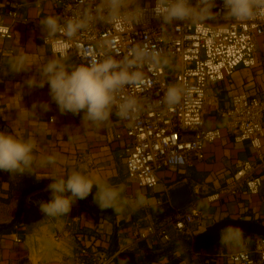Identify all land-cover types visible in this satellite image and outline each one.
<instances>
[{
	"label": "crops",
	"instance_id": "obj_1",
	"mask_svg": "<svg viewBox=\"0 0 264 264\" xmlns=\"http://www.w3.org/2000/svg\"><path fill=\"white\" fill-rule=\"evenodd\" d=\"M152 1L143 0V4L146 6ZM36 2H42L40 8L34 7ZM7 8L8 3L0 0V22L4 24L9 23L5 17ZM48 15H57L53 3L23 0L12 38H0V130L20 138L35 139L37 157L55 156L57 163L37 168L33 175H12L0 170V225L10 223L15 217L17 190L24 183H29L31 179L37 183L51 182L43 177H66L73 170L99 176L113 185H123V196L129 200H133L137 192H144L148 202L145 207L118 215L111 209L102 211L94 203L93 189L86 199L77 200L75 214L79 220L67 226L65 216L45 217L40 211V202L51 199L50 191L47 188L32 191L25 197L21 215L13 228L0 233V264H73L81 248L111 254L119 245L134 241L138 232L146 226H157L166 221L176 210L172 206L171 193L182 187H187L190 196L195 197L192 203L202 207L204 218L201 225H190L189 235L171 231L172 241L167 244H162L158 238L139 240L135 248L128 252L134 256L133 264H231L218 254L235 250L223 249L218 242L207 249L197 248L193 242L215 223L225 219L264 225V205L259 197L236 195L223 197L212 204L206 202V194L218 190L237 159H254L252 149L247 144L234 143L222 128L223 137L208 147L206 161L192 167L161 170L158 184L151 189L139 188L129 182L121 151L124 142L116 140L119 132L117 118L113 116L105 127L84 126L81 119L83 113H60L49 95L47 84L30 90L24 83L29 77L37 75L36 66L53 57L50 49L42 43L44 34L39 24ZM21 53L28 56L32 68L27 72L13 73L9 60ZM69 57L70 65L80 63L74 55ZM245 80V72L236 71L212 86L219 95L221 107H227L230 96L235 93L254 91L243 84ZM42 103L49 104L50 110L43 111L39 107ZM34 104L37 105L35 116L29 111ZM216 124L214 119L207 121L208 127ZM262 143L264 151V139ZM166 188L169 190L165 191ZM196 188L202 189L198 196L193 193ZM188 206L180 211L187 210ZM246 214L251 215L247 217ZM58 234L66 237L56 241ZM243 235L244 241L252 237ZM17 236L22 239L21 243L14 242ZM201 250L206 254L201 255Z\"/></svg>",
	"mask_w": 264,
	"mask_h": 264
},
{
	"label": "built area",
	"instance_id": "obj_2",
	"mask_svg": "<svg viewBox=\"0 0 264 264\" xmlns=\"http://www.w3.org/2000/svg\"><path fill=\"white\" fill-rule=\"evenodd\" d=\"M5 1L8 3L5 17L9 23L0 22V38L10 40L23 0ZM42 1L53 3L57 15L65 19L72 11V0ZM99 2L91 0L93 5ZM41 3L36 2L34 7L40 8ZM154 4L155 0L145 7ZM222 9L223 0H216L213 11L222 13ZM205 23L162 27L160 21L151 19L119 33L109 29L110 25L100 23L79 34L69 56L74 55L80 63L102 58L104 53L125 59L133 49L146 46L160 53L161 60L166 61L140 69L139 82L127 91L144 101L143 109L136 119H118L116 140L124 142L121 151L126 177L137 187L154 188L159 182L158 173L165 168H187L206 161L208 147L222 139L221 129L224 128L234 143H244L252 149L254 159H237L218 190L206 194L207 204L223 197L246 195L259 197L264 205V94L235 93L230 96L228 106L221 107L219 95L212 87L240 69L257 66V45L259 38L264 39V18L233 22L223 19L221 14ZM41 40L44 44V35ZM173 85L182 89L181 100L175 105H164L161 102L164 92ZM214 116L222 122L208 127L207 121ZM201 191L196 188L193 193L198 196ZM77 207L78 201L65 215L67 226L79 220L75 214ZM203 218L202 207L192 203L185 211L175 210L160 225L146 226L134 241L119 245L111 254L92 248L78 249L73 264H115L116 258L132 251L139 240L150 237L158 238L162 244L170 243L171 231L189 235L190 225L200 226ZM65 237L58 234L55 240ZM14 242L21 243L22 239L17 236ZM200 254L206 253L201 250ZM218 255L231 264H264V237L252 236L245 241L243 249Z\"/></svg>",
	"mask_w": 264,
	"mask_h": 264
},
{
	"label": "clouds",
	"instance_id": "obj_3",
	"mask_svg": "<svg viewBox=\"0 0 264 264\" xmlns=\"http://www.w3.org/2000/svg\"><path fill=\"white\" fill-rule=\"evenodd\" d=\"M216 0H155L152 7H145L143 0H100L96 5L91 0H72V11L68 18L48 15L39 24L44 34V44L50 47L53 57L36 66L37 75L24 83L31 90L49 87V95L61 114L83 113L82 125L105 127L113 116L122 121L139 117L144 101L128 93L141 78L140 69L148 64L166 63L160 53L139 46L129 57L117 59L104 53L102 58L91 59L76 65L68 63L69 52L79 34L89 31L97 24L110 25L119 33L137 25H144L155 19L161 26L176 23L206 24L219 16L227 21L248 22L264 18V0H223L221 12H214ZM13 73L27 72L32 68L28 56L21 53L9 60ZM182 89L169 86L163 95L164 105H175L181 100ZM33 105L31 111L36 115ZM39 107L49 111L50 105ZM36 141L20 138L0 130V170L12 175H33L37 168L57 163L55 156L38 158ZM51 199L41 201L40 211L45 217L56 218L68 215L77 200L86 199L95 189L93 201L103 210L111 209L118 215L145 207L148 197L137 192L133 200L123 196V185H113L99 176L85 175L73 170L66 177L45 176ZM218 244L223 249L238 250L245 247L244 235L239 227L226 225L219 232Z\"/></svg>",
	"mask_w": 264,
	"mask_h": 264
},
{
	"label": "water",
	"instance_id": "obj_4",
	"mask_svg": "<svg viewBox=\"0 0 264 264\" xmlns=\"http://www.w3.org/2000/svg\"><path fill=\"white\" fill-rule=\"evenodd\" d=\"M51 182H41L37 183L32 187L31 191L47 188V185ZM195 197H191L187 187H182L174 190L171 193V202L173 208L180 210L190 205L194 201ZM24 199H20L17 203V211L15 217L8 224L0 225V233L8 227H12L17 219L20 217L23 209ZM226 225H233L239 227L243 234L250 236H263L264 237V225L258 222L235 220V219H225L215 223L211 226L205 233L199 235L193 244L197 248H210L214 246L219 240V232ZM134 256L132 253H124L116 258L117 264H133Z\"/></svg>",
	"mask_w": 264,
	"mask_h": 264
},
{
	"label": "rangeland",
	"instance_id": "obj_5",
	"mask_svg": "<svg viewBox=\"0 0 264 264\" xmlns=\"http://www.w3.org/2000/svg\"><path fill=\"white\" fill-rule=\"evenodd\" d=\"M258 63L257 66L253 69H241L238 71L245 72L247 80L243 84L249 85L255 93L264 94V39H258ZM215 122H222L218 120L217 116H214ZM127 179V177H126ZM128 180V179H127ZM131 182L130 180H128ZM132 183V182H131Z\"/></svg>",
	"mask_w": 264,
	"mask_h": 264
},
{
	"label": "trees",
	"instance_id": "obj_6",
	"mask_svg": "<svg viewBox=\"0 0 264 264\" xmlns=\"http://www.w3.org/2000/svg\"><path fill=\"white\" fill-rule=\"evenodd\" d=\"M37 184V182L33 179H31V181L29 183H24L18 190H17V198L18 201L20 199H25V197L30 194L32 191V187H34ZM13 227H8L6 229H4L3 231H7L12 229Z\"/></svg>",
	"mask_w": 264,
	"mask_h": 264
}]
</instances>
